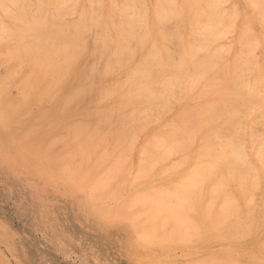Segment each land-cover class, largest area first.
<instances>
[{
	"label": "bare ground",
	"instance_id": "6f19581e",
	"mask_svg": "<svg viewBox=\"0 0 264 264\" xmlns=\"http://www.w3.org/2000/svg\"><path fill=\"white\" fill-rule=\"evenodd\" d=\"M2 65L0 152L121 221L142 264H264V0H0Z\"/></svg>",
	"mask_w": 264,
	"mask_h": 264
},
{
	"label": "rangeland",
	"instance_id": "374dc122",
	"mask_svg": "<svg viewBox=\"0 0 264 264\" xmlns=\"http://www.w3.org/2000/svg\"><path fill=\"white\" fill-rule=\"evenodd\" d=\"M64 18L62 22L68 21L70 19V17L68 16H65ZM173 22L174 23L172 24V26L177 27L178 30L182 33L181 35H190L191 33L189 32L191 31L192 34L190 36L197 34L192 38L195 40L198 39L199 41V35H201V33H198L200 31H198L199 29L197 28V26H190L189 23L179 20H173ZM177 23L180 24L177 25ZM160 30L161 33L163 32V34H165V28L160 27ZM99 33L97 34L96 32L98 36ZM165 35L167 36L168 34ZM12 36H9V38H12ZM15 36L16 35H14L13 39L8 38V42L2 43V45L9 43L7 46H12V44H15L16 42V44L23 47V45L17 43V41L21 39L18 38V36L17 38ZM24 36H26V38L23 37V39H25V42L27 40V34ZM28 36H30V34H28ZM92 36L93 35L91 34V36H89L90 39L88 38L89 42L86 45L87 53H85H90L92 55L93 51L91 53V50L93 49L95 51L94 54L96 55V49H98L97 43H99V41H92L95 39L98 40V38L91 39ZM3 37L6 38L4 35H2L1 38ZM32 37L31 40H34L32 39ZM9 40H14L15 42L12 41L11 43L9 42ZM22 40L19 42L21 43ZM36 40H34V42H36ZM26 42V44H28L29 41L27 40ZM35 44L36 43H34L33 47L35 46ZM94 44L97 45L96 48H93ZM26 46L27 45H25V47ZM87 46L92 47L91 50L90 47L88 48ZM27 47L26 51L30 48ZM5 48L6 47L4 46L3 49ZM5 51L7 50L5 49ZM23 51H21L22 54H24ZM30 52H32L31 49ZM26 54L28 55V53ZM90 54L86 56L83 54V57H91ZM28 56H30V54ZM31 56H33V53ZM31 56L30 58H28V60L25 57L27 60L26 64H29L31 62ZM83 57L78 61L79 67L76 69L77 71L81 69V67L82 69L84 68V64H81L82 62L88 65L86 62L87 59ZM90 57L88 58V61H90ZM221 64L222 63H220L219 65ZM218 68L220 69V66H218ZM224 69L225 68H221L220 70V72L222 73H220V76L223 75L222 77H225L224 75L228 76V71L225 69V72H227L225 73L223 72ZM5 74L6 70L2 65L0 66V75H2L1 77H3ZM68 78L69 79L66 78V81L73 80L75 77L74 75H71ZM17 91L18 90L16 89V87H11L10 92L13 97H16L15 93H17ZM198 92L199 91H196L195 93L196 95H199V97L197 96L194 99L195 101L193 100V103L204 102V99L200 96L201 93ZM195 93L193 94L194 97ZM16 95H18V93ZM177 95L180 96L179 93H177ZM188 107V105H183L180 109L181 111L179 110L178 112L179 115L178 113L175 115L170 114L174 111L172 109L168 112L167 115L173 118L172 121H177L176 124H178L187 119H184V117L187 116L186 113L184 114L185 116H183L182 114L184 112L181 114L180 112H187L185 108ZM93 109V107L87 108V110ZM34 110L37 111V108L35 107ZM84 111H86V109ZM180 115L183 116L182 120H178L181 119ZM189 118L190 116L188 117L187 122H189ZM0 129L4 130H0V137L4 138L5 140V136L7 134L6 125L2 124L0 126ZM59 133L61 135L62 132ZM56 134L55 136L57 138L59 134ZM1 138L0 144L3 140ZM64 138L65 136L63 138L61 136V140H66V143L68 145V143H70L67 140L68 138L63 140ZM58 141L56 140V143ZM60 143L62 142H59V144ZM59 144L57 143L56 145L60 146ZM75 144L71 146V150L73 152L72 153L71 150H68L70 149V146L65 147L64 143H62V145L65 147V150L67 149V153H72V155L70 154V156L74 157L75 159L79 157L78 159L80 160L81 156H78L79 152L77 151L79 150L77 149V146V148L75 147ZM73 146L75 148V151L73 150ZM54 150H56V152L58 151L57 148ZM0 156V264H142L138 259H136L137 256L135 255V250L132 246L131 236L121 221H113L111 218L102 217L100 214H98V212L89 207L88 203L86 202V200H84L80 192L71 187V185H68L65 181L54 178L48 173H46V176H43L45 174L44 172V174L42 173L43 169L42 171L41 169H39V171L37 169L28 168L26 166H19L12 160L5 157L1 152ZM128 156H131V154L129 153ZM78 159L76 160L78 161ZM45 167L47 168L48 166ZM206 245L208 246H204L205 248L201 250L203 255H205L206 253L211 254L214 248L226 247L224 246L225 244L219 246L218 244L208 243ZM180 250L181 249H178V251L175 250V253H173H177L175 256L179 257L183 261H186L187 259H193L191 257L196 258L197 255H202L199 250H196V252H193L191 254H186L182 250V254H180ZM242 257L245 259V261L251 259V257L245 253H242Z\"/></svg>",
	"mask_w": 264,
	"mask_h": 264
}]
</instances>
